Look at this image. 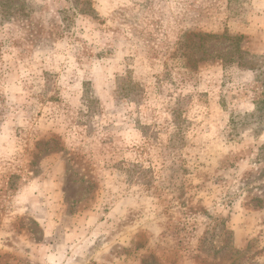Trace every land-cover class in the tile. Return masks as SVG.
Instances as JSON below:
<instances>
[{"label": "rangeland", "instance_id": "rangeland-1", "mask_svg": "<svg viewBox=\"0 0 264 264\" xmlns=\"http://www.w3.org/2000/svg\"><path fill=\"white\" fill-rule=\"evenodd\" d=\"M0 264H264V0H0Z\"/></svg>", "mask_w": 264, "mask_h": 264}]
</instances>
